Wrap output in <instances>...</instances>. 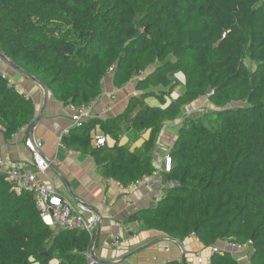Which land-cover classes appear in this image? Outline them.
Masks as SVG:
<instances>
[{
	"label": "trees",
	"instance_id": "16d2710c",
	"mask_svg": "<svg viewBox=\"0 0 264 264\" xmlns=\"http://www.w3.org/2000/svg\"><path fill=\"white\" fill-rule=\"evenodd\" d=\"M0 53L66 107L94 102L111 69L117 89L143 76L141 95L121 114L75 126L61 143L91 156L120 186L153 176L177 183L130 215L142 231L195 237L205 248L228 241L264 264V0H0ZM178 77L184 91L173 99ZM148 97L161 106L146 105ZM202 99L212 111L182 119L172 169L162 172L153 152L164 125L196 113ZM34 118L32 99L0 75L4 138ZM118 122L148 139L134 150L117 141L92 146L96 125L117 140ZM90 245L84 231L46 225L34 197L0 175V264H88ZM210 261L238 264L228 252Z\"/></svg>",
	"mask_w": 264,
	"mask_h": 264
},
{
	"label": "crops",
	"instance_id": "0c3cea01",
	"mask_svg": "<svg viewBox=\"0 0 264 264\" xmlns=\"http://www.w3.org/2000/svg\"><path fill=\"white\" fill-rule=\"evenodd\" d=\"M0 70L6 73L11 84L15 85L20 93L31 98L34 103L33 125L24 127L23 131L25 134H31L40 139L42 155L55 162L44 175L39 176V179L44 183L51 184L57 193L71 205L76 206L77 203L82 202L91 213L100 216L101 219L96 227L95 239L92 244L94 257L100 263L170 264L174 262L182 264V259H184L185 264H198L196 255L200 254L203 257L202 264H207L213 254L212 248H216L230 253L238 264H251L250 249L248 248L242 252L229 250L225 246V241L218 242L214 247L205 248L194 237L180 242L157 232L142 231L138 222H129L128 219L132 213L153 207L162 198L161 195L164 196L167 189L158 193L159 188L155 191L140 188L131 192L127 200L122 199L119 184L113 180H105L100 175L91 156L74 149H67L61 143V138L75 127L69 108L54 100L51 94L48 91H43L37 82L11 69L8 65L0 63ZM141 77L143 76L139 78ZM139 78L132 79L123 88L117 89L113 86L111 77H108L102 85L101 94L92 102L91 119L114 118L121 114L130 98L141 95L135 88ZM178 79L179 84L170 94V98L175 99L184 91L182 78L178 77ZM153 90L156 92L162 89L154 88ZM112 94L115 95L114 99L111 98ZM155 98H146V105L161 106L159 99ZM165 100L167 103L169 102L168 98ZM205 102L208 103L207 100ZM202 105L196 108L197 110L195 109L196 113H204L205 108ZM183 118H185V113L174 122L164 125L153 152L156 168L163 165V155H166L172 146ZM118 126L122 132L116 140L109 134L105 135L102 129L96 125L91 132L92 146L96 147V137H102L105 139L107 147H112L117 141L120 146H127L130 150H134L139 148L149 137L148 131H133L127 122H118ZM0 158L7 167L16 164L31 167L30 152L20 141H13L11 137L6 140L2 131H0ZM91 213H85V215H93ZM115 223H119L120 227H116ZM112 240H117L116 247L111 246ZM154 258L156 260H153ZM49 264H58V261L53 259Z\"/></svg>",
	"mask_w": 264,
	"mask_h": 264
},
{
	"label": "built area",
	"instance_id": "2783aa9c",
	"mask_svg": "<svg viewBox=\"0 0 264 264\" xmlns=\"http://www.w3.org/2000/svg\"><path fill=\"white\" fill-rule=\"evenodd\" d=\"M112 69L108 72V76L102 79V85L108 77L112 76ZM0 75L2 78L7 79L6 74L0 70ZM140 77V76H139ZM137 77V78H139ZM9 83H11L9 81ZM111 98L114 99L115 95L112 94ZM92 102L88 105H81L79 107L68 106L71 111V120L75 126H79L82 123H86L91 119L90 109ZM193 110L189 109L185 116L192 115ZM13 141H20L22 145L31 154V167H26L24 164H16L11 167H7L6 163L0 158V175L5 176L6 181L11 183L17 192L25 191L30 193L36 202L37 210L43 222L50 227H57L61 230H80L87 233L89 240L91 242L90 247L85 252V258L88 264H100V262L95 259L92 244L95 239V230L100 221V216L90 212L88 207L79 202L76 206L71 205L66 199H64L51 184L44 183L39 179L46 173L48 168L52 167L55 162L51 159H47L42 155V141L33 137L31 134H25L23 128L17 133L11 136ZM105 144V139L102 137L95 138L96 147L103 146ZM163 165L161 166V171L169 173L172 169V159L169 156V151L166 155H163ZM156 175V174H155ZM176 184L175 182H163L160 176H153L151 178H143L137 180L135 183L128 187L120 186L121 197L127 200L128 195L134 190L140 188H146L149 190H154L159 188L160 193L164 189H168L170 186ZM85 213L93 214L86 216ZM116 227H120L119 223H115ZM195 238V237H194ZM118 245L117 240L111 241V246L116 247ZM225 246L229 250L242 252L246 247L232 244L225 241ZM169 251V250H166ZM224 251L212 248V253H223ZM198 264H202L203 257L200 254L196 255ZM153 260H156L154 258ZM207 264H211L210 259Z\"/></svg>",
	"mask_w": 264,
	"mask_h": 264
},
{
	"label": "rangeland",
	"instance_id": "374dc122",
	"mask_svg": "<svg viewBox=\"0 0 264 264\" xmlns=\"http://www.w3.org/2000/svg\"><path fill=\"white\" fill-rule=\"evenodd\" d=\"M0 63H3V64H5V65H8L5 61H3L2 59H0ZM247 64V66H249V63L247 62L246 63ZM8 67H10L9 65H8ZM11 68V67H10ZM12 69V68H11ZM4 74H6L4 71H2ZM7 76V75H6ZM7 79L10 81V79H9V77H7ZM13 82V81H12ZM156 99V98H155ZM206 99H202V104L204 105V106H206L207 108L204 110V113H194V114H192V115H190V116H192V118H200V117H202V116H204L206 113H209L210 111H212V109L210 108V107H212L210 104H206ZM158 102V101H157ZM232 106L233 107H236V105H233L232 104ZM232 106H229V107H232ZM171 149V147L169 148V150ZM161 197H163L162 195H161ZM161 199V198H160Z\"/></svg>",
	"mask_w": 264,
	"mask_h": 264
},
{
	"label": "water",
	"instance_id": "95a60500",
	"mask_svg": "<svg viewBox=\"0 0 264 264\" xmlns=\"http://www.w3.org/2000/svg\"><path fill=\"white\" fill-rule=\"evenodd\" d=\"M0 59H2L3 61H5L13 70L25 75L27 78H29L30 80L35 81V79L33 77L28 76L27 74H25L21 69H19L17 66H15L13 63L9 62L1 53H0ZM39 84V83H38ZM39 86L42 88L43 91H46V89L44 88L43 85L39 84ZM182 264H185V260L182 259Z\"/></svg>",
	"mask_w": 264,
	"mask_h": 264
}]
</instances>
